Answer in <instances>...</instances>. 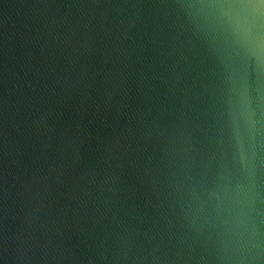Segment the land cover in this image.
Here are the masks:
<instances>
[{
  "label": "water",
  "instance_id": "water-1",
  "mask_svg": "<svg viewBox=\"0 0 264 264\" xmlns=\"http://www.w3.org/2000/svg\"><path fill=\"white\" fill-rule=\"evenodd\" d=\"M0 264H264V0H0Z\"/></svg>",
  "mask_w": 264,
  "mask_h": 264
}]
</instances>
